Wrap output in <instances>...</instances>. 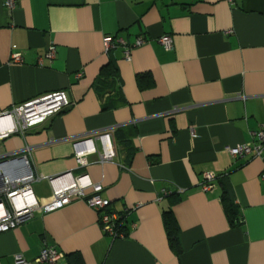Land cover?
<instances>
[{"label": "crops", "instance_id": "obj_1", "mask_svg": "<svg viewBox=\"0 0 264 264\" xmlns=\"http://www.w3.org/2000/svg\"><path fill=\"white\" fill-rule=\"evenodd\" d=\"M106 35L123 44L106 52ZM138 38L145 42L133 46ZM109 61L118 81L100 94ZM57 91L70 105L0 140V151L29 149L40 203L51 198L48 177L88 175L112 211L127 210V232L112 239L98 213L73 199L1 232L0 264L15 255L47 264L35 262L45 246L63 254L54 264L74 252L82 264H264V148L262 157L227 152L264 132V0H16L12 9L0 0V113ZM100 132L110 133L114 157L100 163L91 153L79 165L73 142L92 138L101 150ZM206 172L223 175L208 192ZM169 207L178 251L163 224Z\"/></svg>", "mask_w": 264, "mask_h": 264}, {"label": "built area", "instance_id": "obj_2", "mask_svg": "<svg viewBox=\"0 0 264 264\" xmlns=\"http://www.w3.org/2000/svg\"><path fill=\"white\" fill-rule=\"evenodd\" d=\"M16 0H3L7 9H12ZM232 4L234 0H227ZM145 41L136 39L133 46H139ZM159 42L170 49L172 40L169 35H164ZM117 44H123V40L118 37L106 35L103 38V48L107 52ZM125 47L124 57L130 58L132 47ZM55 55V45L51 44L45 56L52 59ZM13 61H20L18 53L12 55ZM70 105V101L63 91L48 93L40 97L31 99L11 110L0 113V140L6 138L11 133L21 131L38 124L49 116L60 112ZM256 141L244 143L233 147H227V152L233 159L243 157H262L264 148V132L255 133ZM95 139L100 142L101 150H98L92 138H82L73 142L74 158L79 165H85V157L91 153L98 154V161L104 163L114 157V149L109 132L97 133ZM22 155L3 153L0 151V233L17 227L18 225L31 219L35 213H48L68 205L73 199H81L98 213L99 225L102 232L112 239L124 237V233L119 230V214L109 211L110 202L100 196L103 187L100 183H93L86 174L73 176L70 172L55 177H48L51 186V198L40 203L35 197L32 184L42 179L35 173L31 163V155L26 147ZM19 160L15 167L8 170L4 165L10 161ZM264 160V159H263ZM264 177V171L263 175ZM217 175L213 173H203L200 187L204 192L213 190L216 187ZM87 191H90L87 193ZM126 210V209H125ZM124 211V213H126ZM63 256L52 247H43L35 259L37 263L54 264ZM14 264H27L21 255H15Z\"/></svg>", "mask_w": 264, "mask_h": 264}, {"label": "trees", "instance_id": "obj_3", "mask_svg": "<svg viewBox=\"0 0 264 264\" xmlns=\"http://www.w3.org/2000/svg\"><path fill=\"white\" fill-rule=\"evenodd\" d=\"M145 74H139L137 79L139 82H143ZM118 81L117 77V68L112 62H108L107 64L103 65L100 74L95 82V88L98 89L100 94H103V90L101 89L100 85H104V89L107 90V86L110 84L111 86ZM221 176H217L216 182L220 180ZM222 202L224 204L227 216L229 221L234 224L235 222H239L236 214V210H234V203L233 200L229 197V193L226 189H223L222 192ZM110 206V205H109ZM111 209L109 208V211ZM112 211V210H111ZM120 216L119 218V230L124 234L127 232V213L123 211L117 212ZM163 224L165 228V232L167 234V238L169 240L170 246L174 251H178V232L179 228L176 222V219L173 215L171 208L169 207L163 213ZM68 264H82L80 261V257L76 252L68 254Z\"/></svg>", "mask_w": 264, "mask_h": 264}, {"label": "water", "instance_id": "obj_4", "mask_svg": "<svg viewBox=\"0 0 264 264\" xmlns=\"http://www.w3.org/2000/svg\"><path fill=\"white\" fill-rule=\"evenodd\" d=\"M19 160H15V161H10V162H8V163H6L5 165H4V168L6 169V170H8L9 168H11V167H15L16 165H17V162H18Z\"/></svg>", "mask_w": 264, "mask_h": 264}]
</instances>
